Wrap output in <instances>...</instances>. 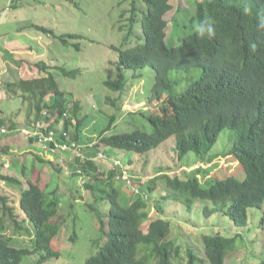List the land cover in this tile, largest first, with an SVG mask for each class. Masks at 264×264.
I'll use <instances>...</instances> for the list:
<instances>
[{"label": "trees", "instance_id": "trees-1", "mask_svg": "<svg viewBox=\"0 0 264 264\" xmlns=\"http://www.w3.org/2000/svg\"><path fill=\"white\" fill-rule=\"evenodd\" d=\"M142 1L143 17L137 19L142 33L136 35L134 45L123 48L128 31L123 43L112 45V49L117 52L119 68L132 70L139 78L142 69H148L152 82L148 83L146 98L158 103L160 109L127 111L118 126L115 114L109 116L108 124L97 136L100 146L142 155L174 137L179 159L194 152L202 162L212 163L217 154L211 151L221 133L228 130L226 153L233 154L245 175L242 179L232 175L210 178L209 185L204 186L194 175L199 168L186 178L160 173L159 177L148 179L144 189L134 186L137 192L130 194L115 187V171L97 173V166L88 158L100 152L97 145L84 151L87 158L74 156L70 160L72 175L87 177H83V186L92 195V202L86 201L85 206L95 212L98 220L99 237L94 240L97 249L86 258L85 264H180L177 236H171L169 221L149 214L150 204L159 212L162 200L181 202L189 210L196 201L208 202L203 206L206 216L221 212L235 225L245 226L248 209L261 208L264 201V0H185L188 5L180 8L179 17L174 18L171 38L167 36L165 15L173 8L174 0ZM136 11L142 10L133 1L131 18L137 15ZM67 37L78 35L61 36L65 44ZM36 66L45 75L7 83L13 92H21L23 101L29 102V111L35 113L30 117L27 112L25 119L36 121L46 111V120L54 118V124L58 125L64 119L62 127L69 131V139L81 143L80 128L85 118L76 116L73 122V118L64 117L69 109L74 114L80 111L78 102L60 89L46 62L40 61ZM53 68L63 75L75 77L77 73L76 69L62 66ZM104 85L119 94L125 87L122 78L107 79ZM105 101L111 106L118 105V97L107 95ZM139 116L143 119L139 120ZM0 121L7 123L2 118ZM27 140L36 142L32 138ZM58 153L69 152L57 149L54 154ZM37 164L39 170L43 166L40 162L33 164L32 171L20 167L25 187L19 176L0 171L1 180L20 186L16 202L25 216L22 220L33 227V249L11 245L9 238L0 232V264H21L24 256L38 252V263L60 255L53 240L71 215L64 216L62 212L58 183L47 190L50 181L42 187L30 175ZM120 165L121 162L113 166L119 176L123 170ZM159 181L165 188L164 194L157 192ZM144 193L149 197H143ZM14 204L11 197L0 194V230L4 228V217L22 227V220L15 218ZM69 206L74 213L73 203ZM142 227L145 229L141 230ZM201 237L205 258L198 256L192 247L185 252L183 264H225L237 235L226 237L214 232ZM70 239H76L75 232ZM256 264H264V259Z\"/></svg>", "mask_w": 264, "mask_h": 264}, {"label": "rangeland", "instance_id": "rangeland-1", "mask_svg": "<svg viewBox=\"0 0 264 264\" xmlns=\"http://www.w3.org/2000/svg\"><path fill=\"white\" fill-rule=\"evenodd\" d=\"M133 1L142 11H136L137 15L131 18ZM184 1L174 0L173 8L165 15L168 22L166 32L170 38L174 18L179 17L180 8L188 5ZM143 13L142 0H0V107L8 112V117L14 115L16 118L17 115L18 118L25 119L27 112L30 113V117H34L33 110L29 111V102L23 101L21 92L19 90L13 92L12 88L7 87V83L18 78L45 75V71H40L36 66L38 62L44 61L50 66L49 71L57 77L60 89L80 106L77 114L69 109L66 117L73 118V122L76 116L78 119L85 118L81 124L79 138L84 144V150L88 151L87 144L91 143V147L97 145L99 148L96 150L104 153L103 158L91 159L97 166V173L109 174L110 171H115L114 185L123 192L131 194L136 190L134 186L144 189L147 180L159 177L160 173L186 178L193 175L192 172L196 168L200 171L194 175L204 186L209 185L210 178L232 175L242 179L245 175L243 169L233 154L226 153L229 148L228 130L221 133L211 151L217 154L212 163L202 162L194 152L179 159L174 137L142 155L100 146L97 136L108 124L109 116L115 114V123L118 126L123 122L127 111L149 108L153 112H158L160 109L158 103L148 101L146 98L148 83L152 82L148 69H142L143 73L139 78L132 70L119 68L117 52L112 49V45L120 46L123 43L128 31L130 34L122 47L135 44L136 35L142 33L137 19L138 17L142 19ZM64 34H77L78 38L67 37L68 42L65 44L61 40ZM11 61H14L16 66ZM54 65L65 67L67 70L76 69V76L63 75L59 69L53 68ZM117 78H122L125 83L120 94L108 90L104 85L105 80ZM107 95H111L112 98L118 97V105L107 104L105 101ZM142 119L143 117L139 116V120ZM142 123L145 122L141 121ZM29 126L31 122L28 123L27 127ZM145 129L150 130L148 126ZM9 136L4 135L0 139V146L5 144L11 148L0 149V165L12 175L19 176L22 186L25 187L27 184L24 176L21 177L20 167L23 165L27 170H31L34 163H42L43 166L37 170L40 165L37 164L35 172L31 170L30 175L42 187L50 181L47 190L58 183V192L62 193V212L64 216L70 214L72 217H67L53 240L54 246L60 251L58 257H50L38 263L40 258L38 252L24 256L21 264H85L86 258L96 251L97 245L94 240L99 237L96 214L85 206L86 201L92 202V195L83 186V177L86 179L87 177L72 175L73 167L70 160L74 156L70 152L58 153L56 156L46 152L45 147L37 142L36 149L31 145L35 152L26 150L22 148L25 136L21 133L14 134L17 146L13 137L8 143ZM129 159L133 162L128 163ZM114 161L121 162L120 167L125 170V177L129 175L132 178L130 183H127L122 174L119 176L116 168H113ZM28 174L29 172H26V176ZM156 187L158 193L164 194L163 183L159 181ZM19 189L20 186L15 183L0 180V194L5 193L13 199L14 212L17 216L15 218L22 220L25 216L20 212L16 202ZM143 197L149 195L144 193ZM70 203H73L74 213L70 210ZM207 203L196 201L189 210L181 202L162 200L159 212H156L152 204L148 207L151 216H160L169 221L171 236H177L176 242L180 244V264L185 263L187 257L185 252L192 247L198 256L205 258L200 236L214 232H220L226 237L237 235L234 239V248L225 258V264H256L264 259V201L261 208L248 209V222L245 226L235 225L221 212L206 216L203 206ZM3 220L4 228H1L0 232L9 238L11 245L33 249L31 240L33 227L27 220H22V227H16L8 217H4ZM144 229L145 227L141 228ZM73 232L76 233V239L71 241L70 235Z\"/></svg>", "mask_w": 264, "mask_h": 264}, {"label": "built area", "instance_id": "built-area-1", "mask_svg": "<svg viewBox=\"0 0 264 264\" xmlns=\"http://www.w3.org/2000/svg\"><path fill=\"white\" fill-rule=\"evenodd\" d=\"M46 116L48 113L46 111H42V117L36 121L31 122V126L29 127H20L14 130L17 134L21 133L26 138H32L36 140V142L41 144L43 148L49 153L57 152V149L70 152L73 156H78L81 158H87L88 156L84 155V144H81L77 140L69 139V131L63 130V120L60 119L58 125L54 124L53 118L50 120H46ZM67 114L64 113V117ZM52 126V127H51ZM13 130L4 122L0 121V135H10ZM52 144V145H51ZM88 150L91 147V143L87 144ZM90 147V148H89ZM102 158V152H97L95 157H88L89 159ZM119 161H114V165L117 166ZM122 176L127 179V183H130V177H125V170H123ZM137 192V189L135 190Z\"/></svg>", "mask_w": 264, "mask_h": 264}, {"label": "crops", "instance_id": "crops-1", "mask_svg": "<svg viewBox=\"0 0 264 264\" xmlns=\"http://www.w3.org/2000/svg\"><path fill=\"white\" fill-rule=\"evenodd\" d=\"M3 58H5V57H3ZM14 65H15V63H14V61H11ZM16 66V65H15ZM19 79V78H18ZM3 119L4 121H6L7 122V124H9L10 125V128L13 130V132L10 134V136L8 137L9 139L7 140L8 141V143H10V139L14 136V134H17L14 130H16V129H18V128H20V127H27L28 126V123L29 122H32V120L30 121V120H28V119H23V118H18L17 117V115H16V118L14 117V115H11V116H9L8 117V112H5L1 107H0V119ZM23 119V120H22ZM26 121V122H25ZM3 137V135H0V139ZM12 139H14V144H16V146L18 145L17 144V140H15V138L13 137ZM23 145V149H26V150H33L34 152H35V149H36V147H38L37 145H36V143H30L28 140H27V138H24V143H22ZM30 145V146H29ZM31 145L33 146V147H35V149H33V148H31ZM0 149L2 150H6V149H9V150H11V148H9L8 147V145H5V144H2V146H0ZM22 152H24V151H22ZM14 163V162H13ZM1 166V169H0V171L2 172V173H6L7 171L5 170V168L4 167H2V165H0ZM1 180V179H0ZM1 181H4V180H1Z\"/></svg>", "mask_w": 264, "mask_h": 264}]
</instances>
